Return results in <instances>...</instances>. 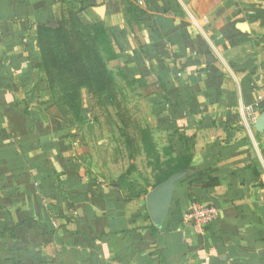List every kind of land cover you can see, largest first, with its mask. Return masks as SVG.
I'll use <instances>...</instances> for the list:
<instances>
[{"label":"crops","instance_id":"0c3cea01","mask_svg":"<svg viewBox=\"0 0 264 264\" xmlns=\"http://www.w3.org/2000/svg\"><path fill=\"white\" fill-rule=\"evenodd\" d=\"M86 1L118 89L139 93L153 132L187 137L191 162L156 230L142 196L89 186L78 128L38 102L36 27L56 26L61 0H0V264H264V0H131L136 25L122 0ZM197 202L218 214L202 231L180 221Z\"/></svg>","mask_w":264,"mask_h":264},{"label":"trees","instance_id":"16d2710c","mask_svg":"<svg viewBox=\"0 0 264 264\" xmlns=\"http://www.w3.org/2000/svg\"><path fill=\"white\" fill-rule=\"evenodd\" d=\"M61 3V19L56 26L36 27L39 54L37 69L43 74L45 91L49 97L44 102L39 100L42 113L68 127L77 128L87 123L82 114L85 102L91 111L90 121H97L94 110H99L125 136L124 131L130 122L126 119L127 110L121 105V95L115 78L107 68V64L117 56L104 23L93 14L91 5L86 0H61ZM73 3L78 7L73 6ZM122 3L125 15L129 16V24L132 22L138 24L143 12L131 0H122ZM109 108L115 111V119L119 126L112 121ZM174 132L178 133L175 147H181L183 151V154L178 152L176 155L180 161L185 160L187 163L183 165L184 167L172 169L171 173L158 181L153 188L172 174L187 171L191 162L190 152L187 153L185 150L187 144L190 146L189 139L177 130ZM143 138H146L144 134ZM131 169L134 167L131 166ZM146 193L142 192L134 198L122 197L124 202L128 203ZM150 227L156 230L151 223Z\"/></svg>","mask_w":264,"mask_h":264},{"label":"rangeland","instance_id":"374dc122","mask_svg":"<svg viewBox=\"0 0 264 264\" xmlns=\"http://www.w3.org/2000/svg\"><path fill=\"white\" fill-rule=\"evenodd\" d=\"M73 6L78 7L74 3ZM122 86L119 83L120 100L123 103H127V99L130 101L129 119L135 121L134 124L130 122L124 131L127 139L101 111L94 110L97 121H90L87 117V123L77 127L72 151L73 159L82 168L81 174L89 186L101 184L104 188H109L115 184L121 196L134 198L154 189L155 184L166 178L172 169L184 167L187 161H180L176 155L178 151L176 153L174 150L173 142L178 133L171 130L153 132L146 123L151 115L146 102L136 97L138 92L130 94ZM38 91L39 100L44 102L49 99L44 85L39 86ZM83 99H86L84 92ZM82 112L91 114L85 102ZM143 134L146 138L142 139ZM185 150L190 152L188 144ZM145 196H142L144 211Z\"/></svg>","mask_w":264,"mask_h":264},{"label":"water","instance_id":"95a60500","mask_svg":"<svg viewBox=\"0 0 264 264\" xmlns=\"http://www.w3.org/2000/svg\"><path fill=\"white\" fill-rule=\"evenodd\" d=\"M0 9V21H1ZM255 130L258 132L264 131V113H262L255 125ZM182 172H177L169 176L163 183L156 186L149 191L145 196V208L148 213L149 219L153 226L157 229L162 227L166 219L173 193L175 192V185L183 178Z\"/></svg>","mask_w":264,"mask_h":264},{"label":"built area","instance_id":"2783aa9c","mask_svg":"<svg viewBox=\"0 0 264 264\" xmlns=\"http://www.w3.org/2000/svg\"><path fill=\"white\" fill-rule=\"evenodd\" d=\"M248 118L250 125L255 120V115L252 110H249ZM217 216V210L213 205L194 203L188 211L181 214L180 220L183 224L191 225L198 231H202L205 226L215 221Z\"/></svg>","mask_w":264,"mask_h":264}]
</instances>
